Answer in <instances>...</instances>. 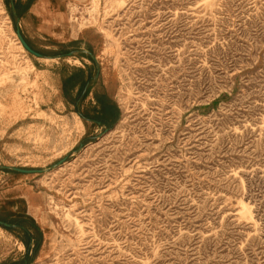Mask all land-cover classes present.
<instances>
[{"label":"rangeland","instance_id":"obj_1","mask_svg":"<svg viewBox=\"0 0 264 264\" xmlns=\"http://www.w3.org/2000/svg\"><path fill=\"white\" fill-rule=\"evenodd\" d=\"M64 11L0 0V264H264V0Z\"/></svg>","mask_w":264,"mask_h":264},{"label":"crops","instance_id":"obj_2","mask_svg":"<svg viewBox=\"0 0 264 264\" xmlns=\"http://www.w3.org/2000/svg\"><path fill=\"white\" fill-rule=\"evenodd\" d=\"M13 9L16 6H21L24 8V15L19 19V22H34V20L39 21L40 27L37 29V33L41 34L44 37H56L54 33V29H56L57 25L62 24L65 21L66 14L64 7L70 0H11ZM80 1V0H76ZM65 2V3H64ZM65 5V6H64ZM40 6V7H39ZM43 8V9H42ZM61 8V10H60ZM43 10V11H42ZM50 18V19H48ZM34 19V20H33ZM44 58L39 59H50V60H59L61 58H65L66 56H72L75 52H70L67 55H54V57H48L47 54H44L40 51ZM81 53H87V50L81 49ZM95 60V59H93ZM96 62V60H95ZM99 73L97 76L93 77L90 82H86L81 91L80 97H86L88 95L91 83L99 82ZM94 105H97V114L99 115V121H97L98 125L107 124L106 119L110 117L111 113V102L110 98L107 96L101 95L99 92H96L94 95ZM1 222V221H0ZM9 225V224H8ZM0 226L5 228H10L7 226Z\"/></svg>","mask_w":264,"mask_h":264},{"label":"water","instance_id":"obj_3","mask_svg":"<svg viewBox=\"0 0 264 264\" xmlns=\"http://www.w3.org/2000/svg\"><path fill=\"white\" fill-rule=\"evenodd\" d=\"M17 34H18V36H19V38H20V40H21L23 46L25 47V49H26L28 52H30L32 55H34V56H36V57H38V58H44V56H43L41 53L35 51L34 49H32V48L30 47V45H29V44L25 41V39L23 38V36H22L20 30H17ZM5 169H8V168H5ZM12 170L17 171V172H20V173H23V174H33V173L42 172V171H40V170H25V169H19V168H12ZM0 224L3 225V226L10 227V225H8V224H6V223H4V222H0Z\"/></svg>","mask_w":264,"mask_h":264},{"label":"bare ground","instance_id":"obj_4","mask_svg":"<svg viewBox=\"0 0 264 264\" xmlns=\"http://www.w3.org/2000/svg\"><path fill=\"white\" fill-rule=\"evenodd\" d=\"M76 1V0H75ZM91 1V0H90ZM65 3V2H64ZM121 5H122V3H121ZM65 6V5H64ZM40 7V6H39ZM43 9V8H42ZM60 10H61V8H60ZM43 11V10H42ZM64 11V10H63ZM65 11H67V9L65 10ZM67 13V12H66ZM68 15V14H67ZM67 18V17H66ZM48 19H50V18H48ZM68 19V18H67ZM67 26V25H66ZM112 38V37H111ZM110 42V41H109ZM108 43V42H107ZM115 44V43H114ZM114 47V46H113ZM111 48H112V46H111ZM118 48V47H117ZM102 58V57H101ZM1 80V79H0ZM6 83V82H5ZM7 84V83H6ZM45 198V197H44ZM37 197L34 195V194H32V193H29L28 194V202H29V204H30V206L32 207V208H34V207H36V204H37ZM42 202V201H41ZM42 204V203H41ZM40 204V205H41ZM44 204V203H43ZM44 206V205H43ZM47 208V207H46ZM34 213V212H33ZM42 215V214H41ZM46 219H47V217H46ZM49 250V249H48ZM51 251V250H50ZM43 256V255H42Z\"/></svg>","mask_w":264,"mask_h":264}]
</instances>
